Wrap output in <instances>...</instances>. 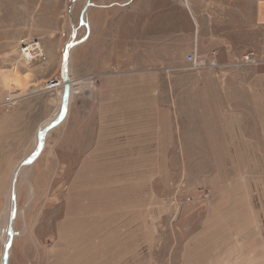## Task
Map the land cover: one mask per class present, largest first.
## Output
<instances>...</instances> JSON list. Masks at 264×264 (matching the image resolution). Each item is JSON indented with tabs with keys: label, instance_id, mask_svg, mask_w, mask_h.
<instances>
[{
	"label": "rangeland",
	"instance_id": "obj_1",
	"mask_svg": "<svg viewBox=\"0 0 264 264\" xmlns=\"http://www.w3.org/2000/svg\"><path fill=\"white\" fill-rule=\"evenodd\" d=\"M165 1L0 0V89L18 97L0 105V264H264L255 0L207 7L214 37L197 35L184 0L170 23ZM170 24L176 36L159 38ZM25 39L42 53L30 63ZM72 42L66 99L51 80ZM249 50L256 63L242 62ZM194 51L218 66L190 69ZM61 110L18 175L8 236L13 176Z\"/></svg>",
	"mask_w": 264,
	"mask_h": 264
},
{
	"label": "crops",
	"instance_id": "obj_2",
	"mask_svg": "<svg viewBox=\"0 0 264 264\" xmlns=\"http://www.w3.org/2000/svg\"><path fill=\"white\" fill-rule=\"evenodd\" d=\"M134 0H126V2H121V6H126L129 5L130 3H132ZM176 2V1H175ZM183 3L186 5L187 9L190 11L191 16H192V20L195 24V27H198V33L197 35H201L202 31H200V25H203L205 27L206 30V35L208 37H214V36H218V34H214V31L216 30L215 28L212 29L211 25H208L207 23L210 22V20H213L210 17L211 12H213L214 10H211L207 7H211L213 5L219 6L222 5L223 7H225L226 5H228L229 7H240L241 6V0H233V2H229V0H184ZM115 4H119L116 2H111L109 4V6H113ZM170 6L169 9H167L166 11L169 13V21L170 23H172V15L174 13V6H177L176 4L174 5L172 3L171 0H167L165 1V6ZM172 5V6H171ZM255 6V21L258 25H260L261 27H264V0H255L254 3ZM203 22V23H201ZM193 24V23H192ZM193 24V26H194ZM193 29V27H192ZM210 30H213L212 34H210ZM156 31L159 32L158 33V37L161 39H166V38H173V30L172 29V25L170 24L169 28L164 29L161 25L156 27ZM167 31H170V33L168 34ZM219 31V30H218ZM208 33V34H207ZM176 36V33L175 35ZM211 52V51H210ZM211 57V56H210ZM2 90L0 89V105H4L5 102V95L3 97V93L1 92ZM225 258V261H230L229 260V255H224L223 256ZM256 262L258 261V259H255Z\"/></svg>",
	"mask_w": 264,
	"mask_h": 264
},
{
	"label": "built area",
	"instance_id": "obj_3",
	"mask_svg": "<svg viewBox=\"0 0 264 264\" xmlns=\"http://www.w3.org/2000/svg\"><path fill=\"white\" fill-rule=\"evenodd\" d=\"M39 43L35 40H23L21 41V46L19 47V53L21 60L26 63H30L37 56H41L42 53L38 52ZM186 60L189 62L190 69L200 70L204 68H216L218 66L217 59L215 57L207 59L204 56L199 55L198 52L194 51L187 55ZM242 62L245 64H252L257 62V54L254 50L247 51L243 57ZM60 80H51V84L58 85ZM18 97H15L11 93L7 94L5 97L4 104L11 106L16 104Z\"/></svg>",
	"mask_w": 264,
	"mask_h": 264
},
{
	"label": "bare ground",
	"instance_id": "obj_4",
	"mask_svg": "<svg viewBox=\"0 0 264 264\" xmlns=\"http://www.w3.org/2000/svg\"><path fill=\"white\" fill-rule=\"evenodd\" d=\"M64 68L63 67H61V79H60V83L61 84H63L64 83V85L66 84V83H68L70 86H69V98H70V96H72V94L75 92V88L73 87V86H71V81H72V79L69 77V75H70V60H69V68H68V80H67V78H65V76H64ZM64 79H66L67 81H65ZM63 81V82H62ZM69 81V82H68ZM73 82V81H72ZM65 94H66V92H65ZM66 97V96H65ZM64 110V109H63ZM62 114H64L63 113V111L61 110L60 111V113H57L56 115H55V117L54 118H51V119H48V120H46L44 123H42V125H41V127H40V129H39V132H38V134H37V137H36V140H35V145H34V148H33V151H32V153H31V155L28 157L29 159L30 158H32V157H34V156H36L38 153H39V151H40V147H41V144H43V142H44V139H45V136H46V134L48 133V131H47V128L51 125V124H53L54 123V121H58V119H60L61 118V115ZM62 117H63V115H62ZM27 158V160H29ZM24 161H25V159H24ZM22 163V162H21ZM27 164H25V166H26ZM25 166H23L24 167V170H25ZM22 167V168H23ZM21 168V169H22ZM23 170V171H24ZM20 171H22V170H20ZM20 171H19V173H20ZM19 173H18V175H19ZM18 178V177H17ZM17 182L18 181H16L15 182V176H13V180H12V187L10 188V191H9V199H8V205L7 206H9V208L11 209V213H7V216H6V219H5V223H4V227H5V231H6V233L8 234V236H9V234L11 233V231H12V229H13V223H14V219H12V217H13V210H14V208H15V206H16V204H17V201H16V199H14L13 197H12V195H13V192H14V190H15V192H17ZM9 237H7V239H8ZM6 246V245H5ZM6 248V247H5ZM7 249V248H6ZM7 251V250H6ZM5 261H6V255H5V257H4V259H3V263L2 264H5Z\"/></svg>",
	"mask_w": 264,
	"mask_h": 264
},
{
	"label": "water",
	"instance_id": "obj_5",
	"mask_svg": "<svg viewBox=\"0 0 264 264\" xmlns=\"http://www.w3.org/2000/svg\"><path fill=\"white\" fill-rule=\"evenodd\" d=\"M73 46H74V43L72 42L71 44H69V45L67 46V48H66L65 51L63 52L62 67L65 69V70H64V76H65V78H67V80H68L69 60H70V56H71V49H72ZM64 80L67 81L66 79H64ZM65 92H66V99H68V98H69V84H68V83L65 84ZM61 121H62V117H61L60 119H58V121H56L55 123L51 124V125L47 128V131L51 130L53 127H55V126H56L58 123H60ZM42 149H43V144H41V147H40V151H39V153L42 151ZM39 153H38L37 155H39ZM37 155L34 156V157H32V158H30L29 160H25V161H23V162L19 165V167H18V169H17V171H16V173H15V175H14V176H15V182L17 181L18 173H19V171L21 170V168L23 167V165H25V164H29L30 162L35 161ZM12 197H13L14 199H16L15 190H14V192H13ZM16 214H17V208H16V206H15L14 211H13V216H16ZM7 260H8V255L6 254V261H5V264H7Z\"/></svg>",
	"mask_w": 264,
	"mask_h": 264
}]
</instances>
